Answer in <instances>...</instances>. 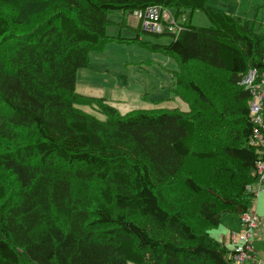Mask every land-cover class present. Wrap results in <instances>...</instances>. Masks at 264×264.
<instances>
[{"label":"trees","instance_id":"16d2710c","mask_svg":"<svg viewBox=\"0 0 264 264\" xmlns=\"http://www.w3.org/2000/svg\"><path fill=\"white\" fill-rule=\"evenodd\" d=\"M151 5L186 15L178 37L141 22L133 38L108 34L112 11L126 23ZM198 10L212 25L192 23ZM112 41L174 57L172 90L190 110L122 114L79 93L78 70ZM263 58L264 25L208 0H0V264H229L233 250L210 230L257 198L252 96L240 82ZM191 160L207 167L171 200Z\"/></svg>","mask_w":264,"mask_h":264},{"label":"rangeland","instance_id":"374dc122","mask_svg":"<svg viewBox=\"0 0 264 264\" xmlns=\"http://www.w3.org/2000/svg\"><path fill=\"white\" fill-rule=\"evenodd\" d=\"M208 4L232 14L243 22L248 20L257 32L261 31V26L264 25V0H208ZM109 18L113 21L108 27L109 35L120 34L125 38L137 35L138 31L134 28L138 29L139 21L134 14L127 16L126 23H123L124 15L121 10L112 11ZM192 23L203 27L212 25L208 15L201 10L194 12ZM140 34L142 40L152 42L168 43L172 40V36L167 34L155 35L147 31H141ZM90 62L91 67L81 68L77 72V91L88 96L107 98L122 114L135 109L178 108L185 112L190 110V104L172 90L176 80L174 73L179 69L178 61L172 56L152 51L134 41H112L91 51ZM82 107L101 119L106 117L91 106ZM188 164L190 166L187 165L183 176L178 177L175 183L168 187L170 196L167 197L171 200L181 199L179 194L183 186L182 179L196 172L198 165L203 169L207 167L206 163L193 160L188 161ZM260 191V195L264 196V186ZM261 206L264 210V202ZM230 218L236 220L228 223L226 219ZM225 228H228V234L246 231L240 216L232 214L218 227L212 228L211 235L221 240L223 234H226ZM253 232L255 233V230Z\"/></svg>","mask_w":264,"mask_h":264},{"label":"built area","instance_id":"2783aa9c","mask_svg":"<svg viewBox=\"0 0 264 264\" xmlns=\"http://www.w3.org/2000/svg\"><path fill=\"white\" fill-rule=\"evenodd\" d=\"M133 14L140 20L145 30L154 33H170L176 37L180 35L186 21L184 14L179 16L173 10L160 5L137 9ZM240 83L251 92L252 96L249 103L253 124L250 144L260 155L253 170L257 181L255 185L249 186V189L258 194L264 186V66L250 68ZM261 220L253 211L241 215L246 231L239 234L231 233L234 249L229 264H247L249 260L256 257L252 238L253 231L261 224Z\"/></svg>","mask_w":264,"mask_h":264},{"label":"crops","instance_id":"0c3cea01","mask_svg":"<svg viewBox=\"0 0 264 264\" xmlns=\"http://www.w3.org/2000/svg\"><path fill=\"white\" fill-rule=\"evenodd\" d=\"M139 23L140 20L138 19ZM262 191H260L257 194V198L255 201V204L253 206L252 211L255 212L259 217H264V210L262 209L261 204L264 202V196H261L260 193ZM228 215H232L229 213H226L223 218H222V223L224 221L225 218H227ZM240 216V215H238ZM236 219L234 218H230V219H226V221L228 223L234 221ZM240 220H241V216H240ZM226 234H223V237L221 240L219 241H223L228 247L229 249L233 250L234 249V244L233 241L231 239V234H228V228H225ZM252 242L255 248V254L256 257L249 260V262L247 264H264V218L261 220V224L255 229V233L254 236L252 238Z\"/></svg>","mask_w":264,"mask_h":264}]
</instances>
